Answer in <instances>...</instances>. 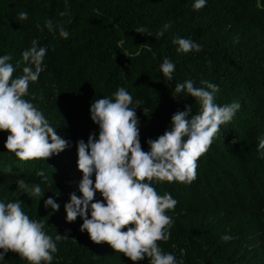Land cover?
<instances>
[{
    "label": "trees",
    "instance_id": "16d2710c",
    "mask_svg": "<svg viewBox=\"0 0 264 264\" xmlns=\"http://www.w3.org/2000/svg\"><path fill=\"white\" fill-rule=\"evenodd\" d=\"M193 0H0V55H9L13 77L22 75V52L33 39L47 48L38 80L30 82L29 100L42 112L57 135L69 146L47 159L21 161L4 147L0 131V200L21 201L30 219L42 221L44 231L57 241L52 264H133L107 243L96 244L81 232L83 221H66L64 205L70 194L79 196L82 179L77 167V141L87 143L98 126L90 118L94 99L114 98L124 87L136 104L142 150L170 127L172 115L192 107L195 99L174 92L177 83L192 80L218 86L214 102L240 103L231 121L220 126L208 150L196 161L191 183L154 182L158 195L176 201L167 241H157L162 252L183 264H264V159L258 158V137L264 136V0H207L193 10ZM28 13L19 21L18 13ZM64 12L65 15H61ZM53 21L54 30L44 26ZM168 28L157 37L162 26ZM60 24L69 32L62 39ZM142 26L144 34L134 29ZM198 42L201 51L178 53L173 39ZM126 55V56H125ZM175 65L171 81L159 66L163 58ZM132 106V105H130ZM43 171L46 181L37 176ZM25 180L39 184V196L20 188ZM95 179L93 175V180ZM51 197L59 204L44 207ZM101 200L97 192L94 201ZM132 226V225H129ZM126 231L125 229H122ZM232 236L229 241L221 237ZM0 264H29L9 251ZM43 264V262H41ZM149 264V258L136 262Z\"/></svg>",
    "mask_w": 264,
    "mask_h": 264
},
{
    "label": "clouds",
    "instance_id": "9594fccd",
    "mask_svg": "<svg viewBox=\"0 0 264 264\" xmlns=\"http://www.w3.org/2000/svg\"><path fill=\"white\" fill-rule=\"evenodd\" d=\"M206 2L193 0V10L202 9ZM27 18V12L18 13L19 21ZM44 26L49 32L54 30L51 19ZM162 28L157 37L164 35L168 24ZM55 30L62 39L69 37L62 25H55ZM134 31L144 34L147 29L138 26ZM172 42L178 53L201 51V45L191 39L176 37ZM46 51L36 39L31 40L30 47L21 54L25 66L17 77H13L11 57L0 55V131L8 133L4 147L21 161L47 159L69 146L42 112L24 99L29 83L37 81L43 71ZM174 69V63L163 58L159 70L166 80H172ZM201 84L204 87H194L189 79L175 85L174 92L194 98L199 111L192 114V107L186 105L183 111L175 112L170 127L155 140L146 141L148 151L142 150L139 138L135 105L140 102H133L124 87L112 94L114 98L101 97L90 104V118L98 126V135L90 134L87 143L83 139L77 141V167L82 179H70L67 184L79 183L81 195L70 194L64 205L66 221L71 223L79 217L83 221L80 231H86L91 241L107 243L133 264L145 257L149 258V264H183L182 259L162 252L157 243L170 237L172 217L166 210H173L177 201L167 192L158 195L153 183H191L197 159L208 150L220 126L231 121L240 108L238 101L217 105L214 99L218 86L209 81ZM257 152L258 158L264 159V136L258 137ZM36 175L47 179L43 171ZM16 184L33 196L41 193L39 184L29 187L22 178ZM97 192L102 201H94ZM44 207L56 211L60 206L49 197L44 200ZM125 228L126 231L122 230ZM43 229L42 221L30 219L22 210L20 200L7 203L0 200V262L11 251L29 264H52L56 242L67 237L57 234L54 241ZM221 239L229 241L232 236L225 234Z\"/></svg>",
    "mask_w": 264,
    "mask_h": 264
}]
</instances>
